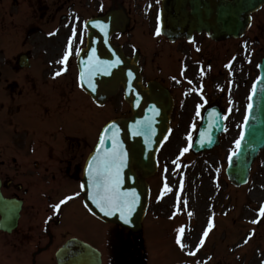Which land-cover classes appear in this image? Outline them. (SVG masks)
Here are the masks:
<instances>
[{
    "label": "flooded vegetation",
    "instance_id": "1",
    "mask_svg": "<svg viewBox=\"0 0 264 264\" xmlns=\"http://www.w3.org/2000/svg\"><path fill=\"white\" fill-rule=\"evenodd\" d=\"M28 7L33 23L57 27L41 41L44 65L17 67L11 81L8 73L0 74V83L2 79L12 92L4 99L6 106L0 103V189L4 197L21 202L17 226L0 229V264H53V247L74 235L82 218L91 217L82 207L78 189L81 162L95 141V106L79 96L77 85L75 57L84 42L83 8L91 12L88 17L117 8L125 12V29L113 35V42L130 57L138 54L143 83L156 81L169 91L173 123L200 122L212 106L225 120L239 118L251 90L255 62L251 40L253 46L261 41L254 14L238 38L216 40L198 30L175 32L168 38L160 30L161 0ZM64 53L69 54L67 61ZM29 94L34 97L26 99ZM12 101L20 103L11 107ZM24 109L31 115L23 114ZM120 237L102 264H152L139 235Z\"/></svg>",
    "mask_w": 264,
    "mask_h": 264
},
{
    "label": "rangeland",
    "instance_id": "2",
    "mask_svg": "<svg viewBox=\"0 0 264 264\" xmlns=\"http://www.w3.org/2000/svg\"><path fill=\"white\" fill-rule=\"evenodd\" d=\"M78 1L86 3L89 0ZM14 5L19 10L24 7L30 11L26 2L0 0V7L4 8L0 12V20H3L0 22L1 67L5 60H11L10 64L16 65V58L12 59L15 51L34 48L32 39L25 41L27 36L23 31L26 24L21 23L19 15L12 24L9 23L12 18L6 15V11ZM263 17L264 8L255 13V29L260 28ZM261 31L264 45V27ZM12 36H16V41H10ZM4 48L9 53L5 54ZM255 48L259 49L257 46ZM263 53L264 47L259 57H256L257 62ZM28 87L26 84L24 91ZM11 93L9 89L8 98ZM30 96L31 94L26 99ZM6 98L1 90V101ZM118 99L119 96L114 97L113 103ZM19 103L12 101L9 105L14 107ZM22 113L28 117L30 112L24 109ZM96 114V123L100 125L105 118L103 110H96ZM113 114L112 110V117ZM178 124L174 125L178 130L174 129L161 147L158 170L150 179L151 199L144 232L150 253L153 251L156 254L153 258L158 264H264V215H261V209H264V150L253 164L248 183L235 188L227 180L224 168L227 157L235 149L240 122L232 119L226 122L219 146L197 155L188 150L183 151L186 139L180 133H183L187 123ZM205 181L212 184L207 194L201 188ZM191 199L200 200L207 207L202 217L189 207ZM181 228L183 233L179 232ZM106 231L103 224L90 217L82 218L75 229L78 236L101 250L105 247ZM205 232L207 236L204 235ZM192 234L195 235L193 239ZM178 237L181 238L179 244Z\"/></svg>",
    "mask_w": 264,
    "mask_h": 264
},
{
    "label": "water",
    "instance_id": "3",
    "mask_svg": "<svg viewBox=\"0 0 264 264\" xmlns=\"http://www.w3.org/2000/svg\"><path fill=\"white\" fill-rule=\"evenodd\" d=\"M168 1V0H166ZM174 1V0H169ZM187 2H204L208 5L224 6V25L231 26L236 15V5H243L245 10L259 7L264 0H184ZM115 13L90 21L87 25V45L79 54L80 87L99 104L119 87L123 86L124 97L132 107V116L128 119H117L108 122L101 130L98 143L89 154L83 170L81 189L84 202L91 213L103 221L117 223L130 231H137L145 213L148 200V186L144 178L153 174L156 169V151L169 131L168 99L161 91L153 86L144 89L136 67L135 60L125 58L121 51L109 42L110 33L118 27ZM214 22V20H213ZM213 26L215 23H212ZM214 37L227 34L236 35L234 30L212 28ZM260 77L257 79L251 94L241 134L235 153L229 158L226 173L236 184L245 183L252 160L258 151L264 147V59L260 63ZM221 121H202L194 151L210 149L215 146L218 134L222 131ZM104 143L101 145V139ZM116 144L118 151L124 156L123 166L120 167V192L135 193L136 202L127 221L120 218V213L106 215L91 199L93 188L88 176L87 166L93 156L103 157L106 152L113 150ZM135 169L141 172L138 178ZM12 201L3 199L0 195V213L3 219L12 212V222L15 211ZM76 247L75 254L64 256L69 264H99V253L92 247L77 241H71Z\"/></svg>",
    "mask_w": 264,
    "mask_h": 264
},
{
    "label": "snow or ice",
    "instance_id": "4",
    "mask_svg": "<svg viewBox=\"0 0 264 264\" xmlns=\"http://www.w3.org/2000/svg\"><path fill=\"white\" fill-rule=\"evenodd\" d=\"M67 58L68 56L65 55L64 61H67ZM56 75H60V73L57 72ZM103 143L104 140L102 138L101 145ZM187 150L185 148L183 151ZM123 163L124 156L122 152L117 150L116 144L114 143L111 152H106L103 157L97 155L91 158V162L87 166V172L93 188L91 199L97 207L109 216L119 212L120 218L127 221V215L131 213L135 205L136 196L134 192H120L119 169L123 166ZM68 199H72V197H67L66 200ZM66 200L61 201V204L65 203ZM55 208L59 210L60 204L55 205ZM261 215H264V209H261ZM183 231V228L179 229L180 233H183ZM204 235L207 236V232ZM177 242L180 243L179 237ZM181 247H183V244H181Z\"/></svg>",
    "mask_w": 264,
    "mask_h": 264
},
{
    "label": "bare ground",
    "instance_id": "5",
    "mask_svg": "<svg viewBox=\"0 0 264 264\" xmlns=\"http://www.w3.org/2000/svg\"><path fill=\"white\" fill-rule=\"evenodd\" d=\"M241 14L234 16L233 20L235 22H239L241 20ZM169 24H173L172 22H168ZM212 184L209 181H205L202 183L201 188L204 191L205 194H207L209 192V190H211ZM253 195H256L255 192H253ZM189 207L194 211V213L196 215H198L199 217H202V214L206 212L207 207H205V205L202 204V201L200 200H192L189 203ZM191 238H195V235L192 234Z\"/></svg>",
    "mask_w": 264,
    "mask_h": 264
}]
</instances>
